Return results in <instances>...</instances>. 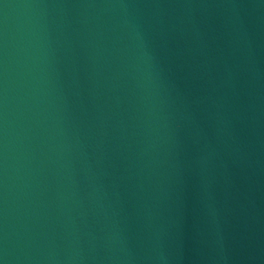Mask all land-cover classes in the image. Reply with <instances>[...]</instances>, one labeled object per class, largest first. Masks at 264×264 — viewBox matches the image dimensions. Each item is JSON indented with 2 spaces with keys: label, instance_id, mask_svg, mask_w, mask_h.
I'll use <instances>...</instances> for the list:
<instances>
[{
  "label": "water",
  "instance_id": "1",
  "mask_svg": "<svg viewBox=\"0 0 264 264\" xmlns=\"http://www.w3.org/2000/svg\"><path fill=\"white\" fill-rule=\"evenodd\" d=\"M0 264H264V0H0Z\"/></svg>",
  "mask_w": 264,
  "mask_h": 264
}]
</instances>
